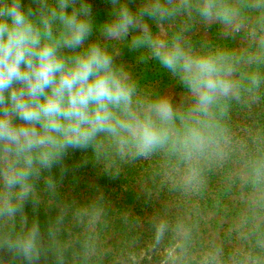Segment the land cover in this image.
I'll return each mask as SVG.
<instances>
[{
    "label": "clouds",
    "instance_id": "1",
    "mask_svg": "<svg viewBox=\"0 0 264 264\" xmlns=\"http://www.w3.org/2000/svg\"><path fill=\"white\" fill-rule=\"evenodd\" d=\"M104 2L99 20L91 0H0V264H264V0ZM149 64L169 84L149 80ZM89 164L112 179L147 165V200L166 194L172 207L148 218L146 242L136 234L110 253L103 190L83 202L62 193ZM216 174L209 211L243 198L227 251L217 235L201 241ZM40 207L56 211L44 227Z\"/></svg>",
    "mask_w": 264,
    "mask_h": 264
},
{
    "label": "rangeland",
    "instance_id": "2",
    "mask_svg": "<svg viewBox=\"0 0 264 264\" xmlns=\"http://www.w3.org/2000/svg\"><path fill=\"white\" fill-rule=\"evenodd\" d=\"M94 7V12L99 20H103L106 16V4L104 0H91ZM207 38L215 39V29L207 34ZM239 45V41L234 42ZM127 55V54H126ZM128 62L135 64L134 55L128 56ZM141 69H137L140 71ZM144 75L154 83L160 85L169 84L167 78L162 74L158 66L149 64L143 69ZM179 91V89H176ZM234 123L242 125L248 122V118L244 114H234ZM81 156L78 153L73 159L68 158L67 161L70 167L80 162ZM147 165L137 166L130 169L126 175L112 179L106 174H102L97 168L91 164L80 167L74 172H70L62 183V193L69 200L76 199L78 201H87L95 196V188L99 187L103 190L105 197L111 204L110 223L108 229L104 232V243L110 253L115 254L125 247L126 241L130 240L133 235L139 234L142 244L146 242L151 235V229L147 223L155 211L159 210L164 205L172 207V201L166 194H161L158 198L153 197L152 201H148L142 191L138 177L146 174ZM221 174L213 175L211 178L207 199L201 201L202 213L207 224L202 226L201 241L205 242L210 235H217L224 240L225 247L237 246L238 241L229 240L228 231L232 226L235 214L243 208V198L240 190H235L231 197H222L226 208L219 212H211L208 207L211 206L215 197L220 194L223 185L221 184ZM47 212H52L55 216V209L40 207ZM128 210L130 215L141 220V225L135 229L128 230L123 224L119 212ZM109 261L111 257L108 258ZM157 258L154 257L151 262L145 260L141 264H156ZM106 264L108 262L106 261Z\"/></svg>",
    "mask_w": 264,
    "mask_h": 264
},
{
    "label": "trees",
    "instance_id": "3",
    "mask_svg": "<svg viewBox=\"0 0 264 264\" xmlns=\"http://www.w3.org/2000/svg\"><path fill=\"white\" fill-rule=\"evenodd\" d=\"M77 155H78V152H74L69 156V158L73 159L74 157H77ZM68 162L69 161H67V163ZM27 211L29 213V217L31 218V216L33 215L31 206H28ZM36 215H37V218L39 219L42 227H44L47 224V222L50 218L54 217L52 212H47L46 210H44L42 208L37 209ZM225 249L227 251V250L231 249V247H225ZM4 258L7 259L8 257L5 255ZM42 264H54V261H53V258L51 257V254H49L47 260H42Z\"/></svg>",
    "mask_w": 264,
    "mask_h": 264
}]
</instances>
